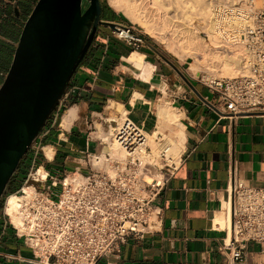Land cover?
Wrapping results in <instances>:
<instances>
[{"label": "crops", "instance_id": "1", "mask_svg": "<svg viewBox=\"0 0 264 264\" xmlns=\"http://www.w3.org/2000/svg\"><path fill=\"white\" fill-rule=\"evenodd\" d=\"M4 9L0 42L16 49L25 22L17 13L13 24ZM102 34V41L92 43L84 65L73 75L57 117L36 140L38 147L40 142L43 150L54 151L52 159L43 155L44 162L74 170L83 151H106L97 138V125L106 130L113 125L107 120H114L118 111L123 115L121 109L148 134L158 133L156 138L175 143L179 155L155 200L161 209L157 230L140 239L127 238L98 264H227L231 257L223 246L227 232L213 220L219 214L225 217L231 182L264 187V110L223 114L219 96L195 77H186L182 64L172 60L174 66L170 64L148 39L133 50L111 31ZM146 63L154 67L149 81L136 76L139 65ZM6 74L0 67V85ZM163 100L177 118L160 112ZM17 253L31 255L13 230L6 229L0 264H20L4 256ZM240 264H264V242L248 241Z\"/></svg>", "mask_w": 264, "mask_h": 264}, {"label": "built area", "instance_id": "2", "mask_svg": "<svg viewBox=\"0 0 264 264\" xmlns=\"http://www.w3.org/2000/svg\"><path fill=\"white\" fill-rule=\"evenodd\" d=\"M214 6L218 44L244 46L248 66L232 77L208 79L199 73V81L219 96L223 114L264 110V0H214ZM111 32L133 50L145 44V37L131 24L118 23ZM107 121L115 123L111 138L118 152L85 150L74 170L46 167L41 162L46 157L43 146L35 141L29 148L32 158L24 162L23 181L6 195L0 243L4 231L12 229L31 255L4 254L6 258L20 264H98L127 238L140 239L157 230L161 209L155 200L173 168L168 147L164 139L155 138L154 154L147 133L127 112L121 124ZM97 138L108 148L107 141ZM13 193L20 195L14 210L16 215L23 213L19 227L8 212ZM228 194L223 246L231 255L227 264H240L248 241L264 242V187L231 182Z\"/></svg>", "mask_w": 264, "mask_h": 264}, {"label": "water", "instance_id": "3", "mask_svg": "<svg viewBox=\"0 0 264 264\" xmlns=\"http://www.w3.org/2000/svg\"><path fill=\"white\" fill-rule=\"evenodd\" d=\"M86 1L38 0L24 23L0 85V202L105 23L101 0Z\"/></svg>", "mask_w": 264, "mask_h": 264}, {"label": "bare ground", "instance_id": "4", "mask_svg": "<svg viewBox=\"0 0 264 264\" xmlns=\"http://www.w3.org/2000/svg\"><path fill=\"white\" fill-rule=\"evenodd\" d=\"M109 1L113 7L122 11L133 23L138 24L145 33L155 36L164 42L167 49L178 59L184 61L186 58H191L193 62L190 65L189 71L194 76L198 75L203 69L207 72L208 79H213L218 71H221L220 73L223 72L222 75L234 76L238 73H243L247 69L249 55L244 46L235 45L223 48L218 44L214 15L215 6L212 0H209L210 3H207L206 0H169L171 8L172 5L175 7L172 8L175 13L174 15L172 14L173 16L170 15L171 13L169 12L170 9L167 7V5H169L166 2L167 0ZM220 1L223 2L222 0ZM229 1L233 2L234 0ZM155 8L162 10V14H155ZM197 22H202L205 25L204 27L210 36L212 45L206 43L203 37H201ZM153 71L154 67L150 63L140 64L136 76L149 81ZM160 108L162 114H166L170 118H177V113L173 110L174 108L166 101L163 100L161 102ZM121 110L124 115L126 113L125 110ZM123 115L120 114L119 117L114 120H117L119 124H121ZM114 127L115 125H111V129L108 131L100 129L101 133H99V136L108 142L109 146L107 149L111 148L113 151L118 152L117 145L114 144L111 138ZM147 135L149 145L152 147V144L156 143L155 138L157 133H147ZM166 145L169 151L168 157L170 163L174 164L170 158V151L174 157H177L179 155V150L172 141H169V144L167 142ZM44 152L48 159L53 158L54 151L52 147H46ZM40 174H45L42 168L40 169ZM18 198H20V195L16 194L9 198L8 212L12 216L13 223L19 227L23 213L19 212V215L14 214L15 208L18 206ZM227 206L228 203H226L225 207ZM213 221L215 226L219 225L221 228L226 227L225 217H223L222 214L216 215Z\"/></svg>", "mask_w": 264, "mask_h": 264}, {"label": "rangeland", "instance_id": "5", "mask_svg": "<svg viewBox=\"0 0 264 264\" xmlns=\"http://www.w3.org/2000/svg\"><path fill=\"white\" fill-rule=\"evenodd\" d=\"M102 2H103V4L104 3H106V4H108L111 8H113L114 10H115V12H117V16H113V17H110L109 16V14L106 12V8H105V6H103V12H102V20L104 19V18H113V19H116L119 23H125V24H131V25H133V26H135V28H136V30L138 31V32H140L146 39H148L149 41H151V42H154L157 46H158V48L162 51V53L167 57V58H169L170 60H172V62H174V63H176V64H178V63H181L182 64V68H183V71H182V73L186 76V77H188V76H193V77H195V79H197V80H200L199 79V77H198V75H196V76H194V75H192L191 73H190V71L188 70L189 68H190V65H191V63L193 62V60L191 59V58H186V60H180V59H178L175 55H173L168 49H167V47H166V44L164 43V42H162L159 38H157V37H155V36H151V35H149V34H147V33H145L144 31H143V29L138 25V24H135V23H133L132 21H131V19L129 18V17H127L122 11H120V10H117L115 7H113L111 4H110V1L109 0H101ZM186 1H188V0H186ZM213 1L214 0H212V3H213ZM223 2H230L229 0H222ZM167 2V4H169L170 3V1L169 0H167L166 1ZM206 2L207 3H210L209 2V0H206ZM170 6V7H169ZM167 7L170 9L169 10V12L171 13L170 15L171 16H173L175 13L173 12V9L172 8H175L173 5H172V8H171V4H169V5H167ZM154 8V7H153ZM33 9V8H32ZM32 9H31V11H32ZM154 10H156L155 11V14H160L161 13V11L162 10H158V8H155ZM158 10V11H157ZM26 11H28V9L27 10H25V12L23 13V14H21V19L22 20H24V22L26 21V19L28 18V16L30 15V13H31V11H30V13H29V15H27L26 14ZM162 14V13H161ZM160 14V15H161ZM173 14V15H172ZM128 20V21H127ZM197 26H198V28H199V32H200V35H201V37H203V39H204V41L206 42V43H208V44H211L212 45V41H210V36H209V38H208V36H206L205 35V32H207V30L205 29V25L202 23V22H197ZM109 31H111L112 30V28L111 27H109V29H108ZM103 32H106V31H102V30H99L98 32H97V34H96V37H95V39H94V42H101L102 41V38H104V34H102ZM169 37V36H168ZM15 51V50H14ZM13 56H14V53H13ZM12 56V57H13ZM87 57V56H86ZM84 60L80 63V65H79V67H78V69H77V71L80 69V68H82V66L84 65ZM221 72V71H220ZM219 71L217 72V75L216 76H214L213 78H222V77H232V75L231 76H229V75H225V74H223L222 75V73H220ZM200 73H205L206 74V76H207V72L203 69V70H201L200 71ZM239 74H242V73H238L237 75H239ZM234 76H236V75H234ZM58 108H59V106H58ZM58 108H57V110L55 111V114L54 115H52V117L49 119V122H48V124L49 123H52L53 122V120L57 117V114H56V112L58 111ZM61 110V109H60ZM119 112V114H121V112L120 111H118ZM119 117V115H117V116H115V117H113L112 119H117ZM47 124V125H48ZM46 125V126H47ZM113 125H115V123L113 124ZM98 126V129H99V132H98V134L99 133H101V125L99 126V125H97ZM109 129H111V126H109L106 130H104V129H102V130H104V131H108ZM157 135H158V133H157ZM165 143H167V141H166V139H165ZM39 144H40V142H39ZM155 144V145H154ZM154 144H152V152L155 154V153H157V147H156V145H157V143H154ZM169 144V143H168ZM38 146V145H37ZM151 146V145H150ZM27 156V157H26ZM23 159H22V161H21V167L17 170V172L15 173V175L13 176V178H12V180H11V183H10V185L11 186H14V187H18L21 183H22V181H23V178H24V176H25V168L23 167L24 166V162H26L27 160H28V158H32V152H31V150H29L28 151V153H27V155H26ZM178 157V156H177ZM177 157H174L173 155H172V153H171V151H170V158H171V161H173V162H176L177 161ZM31 159H29V161H30ZM44 157L42 156L41 157V162L46 166V167H50V166H48V163L47 162H44ZM169 163H170V160H169ZM9 194V193H8ZM8 194H6V195H8ZM5 199H6V196H4V198H3V200L0 202V223H2V221H4L5 219H4V217H3V210H4V206H5Z\"/></svg>", "mask_w": 264, "mask_h": 264}, {"label": "trees", "instance_id": "6", "mask_svg": "<svg viewBox=\"0 0 264 264\" xmlns=\"http://www.w3.org/2000/svg\"><path fill=\"white\" fill-rule=\"evenodd\" d=\"M37 2H38V0H17L15 3H7V2H2V0H0V15L3 13V11H5V10L7 11V9H4V8H8V12H10V14H11V22L14 24L15 23V17L17 16V13H18V18H21L20 17L21 14H23L25 12V10L28 9V11H26V14L29 15L31 9L34 8V6L36 5ZM87 5H88V2L86 0H84V8ZM104 6L106 8V12L109 14L110 17L118 15L117 12H115V10L113 8H111L108 4L104 3ZM17 10H18V12H17ZM1 43H3V42H0V67L4 66L5 70L8 72L9 67L11 65V62H12V59H13V57H12L13 53L15 52L14 51L15 45H12L10 47V46H7V45L1 44ZM52 115H51V117H52ZM48 122H49V120H48ZM48 122H47V124H48ZM20 167H21V164H20L19 168ZM10 183H11V181H10ZM10 183L7 186L6 194L16 191L21 185L20 184L16 188L14 186H11ZM6 194H5V196H6ZM12 195H15V194H12Z\"/></svg>", "mask_w": 264, "mask_h": 264}, {"label": "flooded vegetation", "instance_id": "7", "mask_svg": "<svg viewBox=\"0 0 264 264\" xmlns=\"http://www.w3.org/2000/svg\"><path fill=\"white\" fill-rule=\"evenodd\" d=\"M101 3H102V12H103V6H104V4H103L102 1H101ZM101 16H102V13H101ZM101 20H102V18H101ZM102 21L105 22V23H102V24L99 25L97 32H98L99 30H102V31H106V30H108L110 26L107 24V22H109V23H116V24L119 23L116 19H113V18H107V19L104 18ZM96 34H97V33H96ZM95 37H96V36H95ZM149 43H150L149 45L151 46V48H152L154 51L158 52L162 57H166L154 42H151V41H150ZM166 58H167V57H166ZM167 59H169V58H167ZM169 60H170V59H169ZM170 61H171V60H170Z\"/></svg>", "mask_w": 264, "mask_h": 264}]
</instances>
